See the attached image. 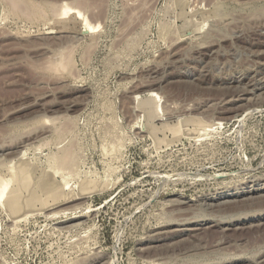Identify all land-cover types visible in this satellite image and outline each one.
Returning a JSON list of instances; mask_svg holds the SVG:
<instances>
[{
	"label": "rangeland",
	"instance_id": "obj_1",
	"mask_svg": "<svg viewBox=\"0 0 264 264\" xmlns=\"http://www.w3.org/2000/svg\"><path fill=\"white\" fill-rule=\"evenodd\" d=\"M29 1L27 19L0 0V179L17 191L0 264H264V0Z\"/></svg>",
	"mask_w": 264,
	"mask_h": 264
},
{
	"label": "bare ground",
	"instance_id": "obj_2",
	"mask_svg": "<svg viewBox=\"0 0 264 264\" xmlns=\"http://www.w3.org/2000/svg\"><path fill=\"white\" fill-rule=\"evenodd\" d=\"M6 1V0H5ZM29 1V0H28ZM27 0H8V4H9V6H10V8L11 9H13V10H15V11H19V10H23V7H25V10H23V13L27 16V15H29V16H31L32 15V13H34L35 14V12H36V10H37V8L36 9H34L33 7H32V5H31V3L32 2H28ZM82 1V0H81ZM87 2H88V0H86ZM87 2H84V1H82V2H77L76 3V7H75V10L77 11L78 10V13L80 12V9L82 10H84L85 8H87L86 7V4H87ZM90 2V1H89ZM55 3V2H54ZM75 3V2H74ZM33 4V3H32ZM56 4H57V2H56ZM23 5H25V6H23ZM34 5V4H33ZM89 5V4H88ZM34 6H37V5H34ZM59 6V5H58ZM58 6L56 5V7L55 6H51L50 7V9H52L53 8V12L52 13H54L55 15H57V16H60V18H63L64 17V13H61L63 10H64V8H63V10H61V8L59 9L58 8ZM73 5L71 4V7H72ZM39 7H41V5L39 6ZM38 7V9H39V12L42 10L41 8H39ZM90 7V6H89ZM59 9V10H61V12L60 11H58L57 9ZM67 8V12H69V11H71L70 9H68L69 7H66ZM47 9V8H46ZM45 9V10H46ZM88 9H90V8H87V10ZM21 10V11H22ZM43 10H44V8H43ZM66 10V9H65ZM73 11H74V9H72ZM20 12V11H19ZM38 12V11H37ZM42 12V11H41ZM45 12V11H44ZM50 12V11H49ZM65 12V11H64ZM75 12V11H74ZM83 12V11H82ZM81 12V13H82ZM70 13V12H69ZM71 13H73V12H71ZM76 13V12H75ZM80 13V14H81ZM22 14V13H21ZM34 14H33V16H34ZM62 14V15H61ZM79 14V15H80ZM42 15V14H41ZM43 15L46 17V15L43 13ZM22 16H23V14H22ZM43 16V17H44ZM54 16V15H53ZM77 16H78V14H77ZM28 17V16H27ZM237 17V16H236ZM30 17H28L27 19H29ZM33 18V17H32ZM66 18V17H65ZM225 19V18H224ZM196 26H197V24H195ZM227 26V25H226ZM225 26V27H226ZM201 27V26H200ZM215 43V42H214ZM253 49V48H252ZM65 53V52H64ZM66 54H68L67 52H66ZM62 55V56H61ZM60 56L61 57H57L58 59H56V61L54 62V64H51L50 66H52L53 67V69H55V71H56V69L58 68V69H62V70H70V69H73V68H71L70 66H71V58L70 57H72V56H70L69 54L68 55H63V54H61ZM73 67V66H72ZM51 68V67H50ZM252 69V68H251ZM48 70H50V69H48ZM51 71V70H50ZM58 71V70H57ZM71 71V70H70ZM63 72H65V71H63ZM69 74V73H68ZM177 80V79H176ZM237 85V84H236ZM249 85V84H248ZM244 89V88H243ZM150 90V89H149ZM253 91V90H252ZM152 95L151 96H148V97H143V98H141L140 96V99H137L138 100V106L140 107V108H142L143 110H144V112H145V114H146V117L148 118V120H150L151 122H152V120L154 119V118H157L158 116L160 117V119H163L161 116H162V110H161V107H160V105H159V103H158V97H157V94L155 93H151ZM138 97V98H139ZM232 98V97H231ZM160 100V99H159ZM137 103V102H136ZM247 107V106H246ZM164 111V110H163ZM167 111V110H166ZM169 111V110H168ZM181 113V112H180ZM158 117V118H159ZM167 118V117H166ZM230 118V117H229ZM155 120H157V119H155ZM166 120V119H165ZM164 120V121H165ZM159 121V120H158ZM160 121H162V120H160ZM192 122V120H183V125H185V124H189V123H191ZM62 126V125H61ZM64 127V126H63ZM61 135V134H60ZM58 136V135H57ZM59 139V138H58ZM71 145V144H70ZM70 148V147H69ZM74 148V147H73ZM72 149L70 148V149H64L63 150V152H62V154H61V156L60 157H58V162L57 163H59V164H57L59 167H65V166H70V167H72V165H70L72 162H73V160H74V157H73V153H72V151H71ZM61 151V150H60ZM74 152V151H73ZM23 153V152H22ZM22 153H21V155H22ZM57 158V157H56ZM75 158H77V157H75ZM55 161V160H54ZM68 164V165H67ZM76 166V165H75ZM74 166V167H75ZM13 168V167H12ZM57 168V167H56ZM63 169H65V168H63ZM59 170V169H58ZM61 170V169H60ZM20 179V178H19ZM21 185V184H20ZM23 185V184H22ZM252 188V187H251ZM256 188V187H255ZM262 188H263V186H262ZM10 189H11V185H10V183H8L7 181H5V180H3L2 178L0 179V199L1 200H3V201H5V200H7V201H9V202H13V200H14V198H15V195H16V190H12V191H10ZM19 189V188H18ZM262 190V189H261ZM258 191H260V189H256V190H254L252 193H255V192H258ZM249 192V191H248ZM10 193V194H9ZM9 194V195H8ZM246 195V194H245ZM249 196V195H248ZM50 197V196H49ZM5 198V199H4ZM34 200V199H33ZM7 204V203H6ZM207 212V211H206ZM197 214V213H196ZM25 218V217H24Z\"/></svg>",
	"mask_w": 264,
	"mask_h": 264
}]
</instances>
